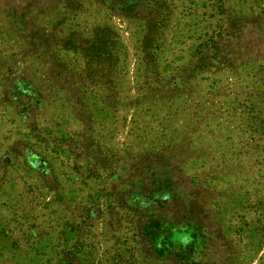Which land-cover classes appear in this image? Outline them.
Masks as SVG:
<instances>
[{"label": "rangeland", "instance_id": "rangeland-1", "mask_svg": "<svg viewBox=\"0 0 264 264\" xmlns=\"http://www.w3.org/2000/svg\"><path fill=\"white\" fill-rule=\"evenodd\" d=\"M0 264H264V0H0Z\"/></svg>", "mask_w": 264, "mask_h": 264}, {"label": "trees", "instance_id": "trees-1", "mask_svg": "<svg viewBox=\"0 0 264 264\" xmlns=\"http://www.w3.org/2000/svg\"><path fill=\"white\" fill-rule=\"evenodd\" d=\"M105 44L106 42H103L102 47L96 51V54L94 55L95 58L104 57V59L109 60L114 57V55L112 54V48H107ZM111 44L114 45V41H112Z\"/></svg>", "mask_w": 264, "mask_h": 264}]
</instances>
